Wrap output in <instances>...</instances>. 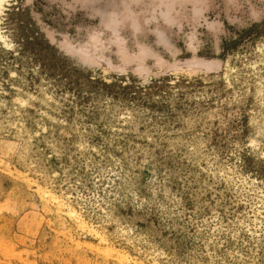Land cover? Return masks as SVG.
<instances>
[{"label":"rangeland","instance_id":"1","mask_svg":"<svg viewBox=\"0 0 264 264\" xmlns=\"http://www.w3.org/2000/svg\"><path fill=\"white\" fill-rule=\"evenodd\" d=\"M0 26V264H118L46 192L142 264H264V0H14Z\"/></svg>","mask_w":264,"mask_h":264},{"label":"bare ground","instance_id":"2","mask_svg":"<svg viewBox=\"0 0 264 264\" xmlns=\"http://www.w3.org/2000/svg\"><path fill=\"white\" fill-rule=\"evenodd\" d=\"M14 0H0V25L2 18L5 17V12L7 11V7L10 6V3ZM162 1V0H161ZM0 43L5 47H11L12 44L9 41V38L6 34V31L0 26ZM8 51V50H7ZM20 56V55H19ZM197 58V57H196ZM195 61V60H194ZM198 61V59H197ZM190 65V64H189ZM195 66L199 68H203L204 70H212L208 66V62H202V60L195 62ZM20 67V66H19ZM244 67V66H243ZM200 69V71H201ZM187 70V69H186ZM205 70V72H206ZM195 71V70H194ZM188 72V71H187ZM191 72V71H190ZM14 80V79H13ZM193 80V79H192ZM186 88V87H185ZM260 88V87H259ZM21 94V93H20ZM133 104V103H132ZM26 182V181H25ZM60 192V191H59ZM67 192V191H66ZM47 196L54 202L56 205V209H58L59 212H65V215L76 225L77 228H80L81 230L84 229L88 231L91 236L99 241V245H104L105 251L108 252L109 255L115 256L118 264H142L141 262H138L136 260L131 259L127 253L122 252L121 250H117L116 247L107 240L104 233L96 230L92 225H90L89 222H87L81 214L71 207L69 204H67L64 200L60 199L58 196L51 192H46ZM46 199V198H45ZM77 200V199H76ZM51 202V203H52ZM54 205V206H55ZM55 210V209H54ZM57 212V211H56ZM53 217V216H52ZM92 221V220H91ZM63 226V224H62ZM264 228V227H263ZM61 229V228H60ZM62 233V232H61ZM68 233V232H67ZM88 233V234H89ZM108 237V236H107ZM73 238V237H72ZM129 238V237H128ZM67 241V240H66ZM128 241V240H127ZM118 245V244H117ZM72 247V246H71ZM136 249V248H135ZM142 250V249H141ZM77 251V250H76ZM99 254V253H98ZM96 259V258H95ZM80 261V260H79ZM109 263V262H108Z\"/></svg>","mask_w":264,"mask_h":264}]
</instances>
